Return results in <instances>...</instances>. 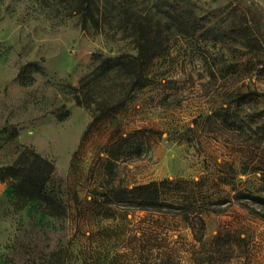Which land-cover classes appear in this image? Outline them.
<instances>
[{
  "label": "rangeland",
  "instance_id": "rangeland-1",
  "mask_svg": "<svg viewBox=\"0 0 264 264\" xmlns=\"http://www.w3.org/2000/svg\"><path fill=\"white\" fill-rule=\"evenodd\" d=\"M75 8L0 0V166L33 148L54 163L49 186L67 209H17L0 179V264H264V219L241 203L264 196V0ZM179 8L230 24L229 37L183 34L168 15ZM240 21L261 50L241 45ZM141 48L154 51L143 70L129 63ZM89 107L100 118L88 128ZM165 178L178 183L168 200L204 204L203 241L181 216L111 193Z\"/></svg>",
  "mask_w": 264,
  "mask_h": 264
},
{
  "label": "trees",
  "instance_id": "trees-1",
  "mask_svg": "<svg viewBox=\"0 0 264 264\" xmlns=\"http://www.w3.org/2000/svg\"><path fill=\"white\" fill-rule=\"evenodd\" d=\"M71 1L74 3L76 10H81L86 15L88 14L93 17L92 9L96 0ZM168 15L185 35H191L200 31L199 35L204 39L220 41L224 37H229L230 31H232L230 24L205 26L204 21L210 17L208 13L199 16L188 15L185 8L184 10L179 8L175 9L174 14L168 11ZM240 23L243 25V30L239 32V36L242 39L241 45L250 51L261 50L263 41L259 37V34L252 29V26L245 24L246 22L243 24L240 21ZM256 24H260L259 21ZM153 55V50L141 48L137 55H130L129 63L139 64L143 70L144 65L148 64ZM120 58L119 56L118 59ZM35 64V61L26 63L28 66ZM142 77V75H137V80L135 79V81H138V86L140 87L144 85ZM113 107L115 106L107 109L109 110ZM88 109L91 116V121L88 124L89 128L94 122L99 120L100 116L96 114V110L90 109V107ZM106 167L109 169L108 171L112 170L109 165ZM54 170L55 166L52 161L42 156L33 148L22 145L21 148H18L17 155L11 163L0 166V179L11 178L12 180L8 201L16 206L17 209H21L28 202L35 200L39 203L41 212L55 217L65 216L67 212L65 203L57 195L56 190L49 186L50 182L53 181ZM175 188H178V183L165 178L160 181L138 184L131 188H119L111 193H113L118 201L130 203L140 209H151L156 212L181 216L190 227L193 238L197 241H203L205 221L202 211L206 209L203 208L204 204L193 201L187 198V196H184L186 198L183 201L168 200L169 193L167 190ZM241 194L246 199L241 203L264 219V212L256 210L250 204L255 203L264 208V196L251 192H241ZM102 195L108 196V193L106 192Z\"/></svg>",
  "mask_w": 264,
  "mask_h": 264
}]
</instances>
